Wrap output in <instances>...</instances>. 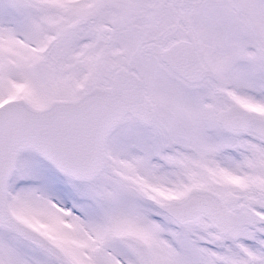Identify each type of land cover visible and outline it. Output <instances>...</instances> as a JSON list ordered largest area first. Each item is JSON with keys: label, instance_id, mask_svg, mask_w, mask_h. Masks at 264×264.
<instances>
[{"label": "snow or ice", "instance_id": "1", "mask_svg": "<svg viewBox=\"0 0 264 264\" xmlns=\"http://www.w3.org/2000/svg\"><path fill=\"white\" fill-rule=\"evenodd\" d=\"M0 264H264V0H0Z\"/></svg>", "mask_w": 264, "mask_h": 264}]
</instances>
